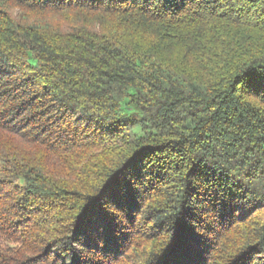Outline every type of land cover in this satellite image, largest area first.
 Masks as SVG:
<instances>
[{
  "label": "trees",
  "instance_id": "obj_1",
  "mask_svg": "<svg viewBox=\"0 0 264 264\" xmlns=\"http://www.w3.org/2000/svg\"><path fill=\"white\" fill-rule=\"evenodd\" d=\"M152 183L133 264H264V0H0V264H105Z\"/></svg>",
  "mask_w": 264,
  "mask_h": 264
},
{
  "label": "rangeland",
  "instance_id": "obj_2",
  "mask_svg": "<svg viewBox=\"0 0 264 264\" xmlns=\"http://www.w3.org/2000/svg\"><path fill=\"white\" fill-rule=\"evenodd\" d=\"M19 10L13 9V14L19 13ZM129 128H125L123 131L127 132ZM128 140V137L125 138V141ZM121 147L128 148L130 145L120 142ZM145 195H143V199H145L144 203L141 201L137 204V210L131 214L130 218H126L127 209H120L116 211V214L119 216V220L115 219L116 226L120 224V232L117 231V234L120 233V237H118L119 241L117 246H114L116 255L112 256L110 253L109 260L105 259V264H133L136 261V251L132 252L133 245H136L135 249L137 252L146 251L151 248V246L156 243L162 235L159 236L158 232L153 234H148V225L147 222L143 224L141 220V215L139 216V210L143 206L142 210L150 203L152 200H157L158 197L156 194L157 188L154 187V183L147 188ZM151 192V193H150ZM143 204V205H142ZM141 210V211H142ZM263 216L264 209L256 211L254 216ZM39 216V215H38ZM252 217V218H253ZM243 220L242 213L234 214V219ZM242 218V219H241ZM86 219V218H85ZM257 219V218H256ZM150 220V219H149ZM42 223L45 221V218L42 217ZM64 227L66 225H70L69 214L66 213L63 217ZM145 225V226H144ZM230 225V224H229ZM228 225V226H229ZM245 226V227H244ZM244 227V228H243ZM240 225L238 227L229 228L227 232L223 235L222 233L214 234L210 236V240L206 243V247L204 250L203 263L202 264H211L213 261L214 255L221 258L223 256H228L230 254H235L238 252V249L244 244L246 235L252 233L253 225ZM82 229V228H81ZM125 229V231H124ZM39 236L41 233L35 231ZM213 238V239H212ZM212 240V242H211ZM115 243H117L115 241ZM51 258V257H50ZM217 263V260H215Z\"/></svg>",
  "mask_w": 264,
  "mask_h": 264
}]
</instances>
